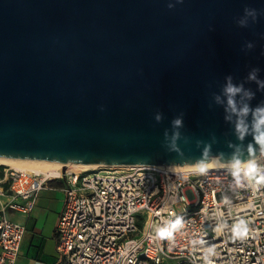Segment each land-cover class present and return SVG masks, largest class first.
Returning <instances> with one entry per match:
<instances>
[{
    "label": "water",
    "instance_id": "95a60500",
    "mask_svg": "<svg viewBox=\"0 0 264 264\" xmlns=\"http://www.w3.org/2000/svg\"><path fill=\"white\" fill-rule=\"evenodd\" d=\"M169 2L0 0V156L171 166L195 164L196 140L210 159L229 161V142L244 160L263 153L250 157L213 94L231 76L264 103L247 80H264V0ZM181 115L183 158L162 147Z\"/></svg>",
    "mask_w": 264,
    "mask_h": 264
},
{
    "label": "built area",
    "instance_id": "2783aa9c",
    "mask_svg": "<svg viewBox=\"0 0 264 264\" xmlns=\"http://www.w3.org/2000/svg\"><path fill=\"white\" fill-rule=\"evenodd\" d=\"M254 160L264 168V152ZM240 180L237 184L230 166L201 175L156 165L54 172L6 165L0 202L3 196L11 199L1 203L0 264H18L26 233L8 210L31 213L52 181L60 182L66 193L57 225L63 257L58 264H205L208 246L216 250L213 264H264V184L256 189L255 181L243 174ZM177 216L183 217L184 227L174 239L156 238L155 227ZM239 218L249 227L243 240L231 234ZM218 224L225 225L221 232ZM201 239L204 245H192Z\"/></svg>",
    "mask_w": 264,
    "mask_h": 264
},
{
    "label": "clouds",
    "instance_id": "9594fccd",
    "mask_svg": "<svg viewBox=\"0 0 264 264\" xmlns=\"http://www.w3.org/2000/svg\"><path fill=\"white\" fill-rule=\"evenodd\" d=\"M183 3V0H175V2H169L168 8L172 9L176 7V4ZM246 14L255 19L256 12L254 9H247ZM241 26H246V19H241L238 22ZM246 48L251 49L253 44L248 42L245 45ZM258 68H253L247 76V80L254 81L258 90L264 91V80L259 79ZM255 97V93L250 89H246L243 83H233L231 76L225 78V84L223 85L219 94H213L214 102L223 105L225 112V120L232 124L233 132L239 141H243L246 136H252V142L247 146L248 153L251 154L255 151V147L258 146L261 150H264V103L258 104L256 107H252L249 103ZM249 117L251 119H249ZM157 122L162 119V115L157 113L155 116ZM183 127V117L177 116L172 120L173 131L171 135L166 131L164 134V141L162 147L168 152L176 153L177 156L183 158L185 156L184 149L180 147L179 141L183 139L185 144L190 142V138L183 136L179 129ZM215 136L212 137V142H215ZM197 148L204 145L201 149V155L195 159L194 171L198 174L204 175L209 170V167H214L216 161L210 159L211 144L205 143L201 140H196ZM229 147H233L235 150L231 154V159L227 162L231 169L232 175L236 178L237 184L241 183L240 177L243 174L249 180L255 181L256 189L261 184H264V168H261L257 162L251 158L244 160L240 155V148L238 145H233L229 142ZM222 159L224 154H219ZM227 203V200L224 201ZM251 206V205H250ZM184 227L183 217L177 216L174 220H164L163 226L155 227V236L159 240L165 239L172 241L174 234ZM225 225L218 224L216 231L221 232ZM231 234L233 239L243 240L249 234L248 223L245 219L239 218L233 223L231 227ZM197 244L204 245L203 239L197 241L193 240L192 245L195 247ZM216 255V250L212 246L205 247L203 250V259L205 264H213L212 257Z\"/></svg>",
    "mask_w": 264,
    "mask_h": 264
},
{
    "label": "crops",
    "instance_id": "0c3cea01",
    "mask_svg": "<svg viewBox=\"0 0 264 264\" xmlns=\"http://www.w3.org/2000/svg\"><path fill=\"white\" fill-rule=\"evenodd\" d=\"M6 165L0 164V179L5 178ZM5 187L9 184L5 183ZM9 195L1 203L9 202ZM66 193L60 182L52 181L41 191L34 210L27 214L8 210V216L26 226L18 264H58L63 257L58 249L57 225L65 206Z\"/></svg>",
    "mask_w": 264,
    "mask_h": 264
},
{
    "label": "bare ground",
    "instance_id": "6f19581e",
    "mask_svg": "<svg viewBox=\"0 0 264 264\" xmlns=\"http://www.w3.org/2000/svg\"><path fill=\"white\" fill-rule=\"evenodd\" d=\"M211 160L216 161L214 167H228L230 166L227 162L223 161L219 157L214 156ZM0 164H5L14 168L22 169V170H32V171H45V172H54L57 170H61L62 168H72L76 170H91V169H99L105 167H117L110 165H101L95 163H70L63 161H51L45 159H30V158H16V157H5L0 156ZM156 166H164V165H156ZM171 167L175 168H189L194 170L195 164H178L171 165Z\"/></svg>",
    "mask_w": 264,
    "mask_h": 264
}]
</instances>
